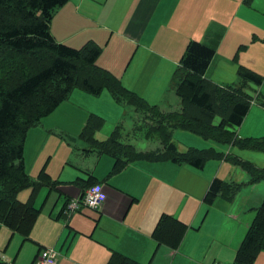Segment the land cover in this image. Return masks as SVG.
I'll use <instances>...</instances> for the list:
<instances>
[{
    "label": "crops",
    "instance_id": "0c3cea01",
    "mask_svg": "<svg viewBox=\"0 0 264 264\" xmlns=\"http://www.w3.org/2000/svg\"><path fill=\"white\" fill-rule=\"evenodd\" d=\"M195 3H200L203 7L209 6V14H198L188 19L184 16L183 24L178 27L170 18L159 27V31L163 29L176 34L180 43L177 50L169 48L160 52L169 61L176 62L180 59L182 46L187 40L200 41L203 36L208 41L206 44L214 47L215 57L220 50L239 47L242 42L251 40L253 35L259 39L264 34V31L262 33L239 29V20L256 17L261 20L254 3H246L245 0H68L55 11L50 31L57 41L72 47H81L85 42L93 41L101 47L100 55L117 52L118 57L122 58L118 74L111 71L112 67L106 68L101 63L97 64L110 69L126 88L140 96L142 94L129 88L127 83L132 78L130 68H137L134 49H151L150 46L157 43L158 38L151 36L152 28L147 30V27L155 22V14H176L181 7ZM209 3L215 4L212 11ZM164 16L169 18V15ZM261 21L264 26V14ZM232 34H235V40L232 39ZM165 65L170 66L167 63ZM74 91L75 99H71ZM257 91L259 92L258 89ZM91 95L74 89L70 94L71 98L69 96L27 133L24 161L29 175L36 177L45 168L53 179L62 181L54 189L42 187L39 190L35 205L41 209L30 233L29 242L34 243L37 250L53 248L57 254L56 264H106L112 251L142 264H231L253 219L246 220L238 211L253 201L254 217L255 209L263 197L260 193L258 196L255 194L254 200V196L245 195L248 189H241L233 202L218 196L211 205L204 203L203 197L210 181L215 177L221 180L227 178L220 176L226 160H221L219 165L218 162L207 161L202 168L186 163L177 164L170 160H137L109 175L114 163L113 157L108 154L87 155L85 161L88 165L83 170L85 176L81 178L87 180L90 174L92 183H100L106 195L105 200L97 209L81 207L70 216L64 214V203L81 195L86 185L71 183L75 180L76 173L67 168V155L54 159L50 164L56 140L53 132H62L72 143L75 140L82 141L77 135L89 113L112 120L120 114L119 108L111 102L110 99L113 98L108 90H103L96 96ZM104 100L108 109L95 106ZM152 102L158 105L157 101ZM257 105L254 113L260 114L254 120V128L244 130L249 122L247 120L245 124L244 119L253 110L250 105L241 125L236 129L238 136L264 137V107ZM168 107L173 110L179 109L180 105L178 103L175 107ZM73 122L76 127L71 130L68 125ZM105 124L96 132L100 138H104L105 132L109 130ZM173 131L172 136H175L182 130ZM208 143L210 148L216 147ZM181 144L182 147H193L191 144ZM229 145L230 148L224 147L228 153L232 152L257 165H264V153L241 150ZM177 148L180 149L179 145ZM59 170L62 177H56ZM245 177L243 172L234 170L229 180ZM24 191L17 195L21 201L30 194V189L26 188ZM162 213L171 214L188 225L177 245L158 244L152 237V231ZM1 226L0 224V228ZM14 235L12 232V237ZM34 252L35 248L32 249V254ZM253 264H264V250L257 254Z\"/></svg>",
    "mask_w": 264,
    "mask_h": 264
},
{
    "label": "trees",
    "instance_id": "16d2710c",
    "mask_svg": "<svg viewBox=\"0 0 264 264\" xmlns=\"http://www.w3.org/2000/svg\"><path fill=\"white\" fill-rule=\"evenodd\" d=\"M67 1L0 0L1 225L20 234L23 240H28L41 209L35 205L36 194L41 187L50 190L62 183L53 179L45 168L36 177H31L24 161V145L29 129L67 100L74 89L95 96L108 90L116 102L139 109L146 116L143 123H150V127L158 132L160 146L150 150H137L134 145L121 141L118 125L105 140L100 141L95 134L104 125V118L89 113L78 136L88 144L89 150L114 158L109 175L137 160H170L202 168L210 158L225 157L247 172L252 181L264 179V165H257L236 154H223L214 148L188 147L180 152L171 139L175 128L183 129L241 150L264 153V137H241L236 133L250 105L255 101L246 84L260 86L263 76L239 65L237 73L240 84L212 81L207 78L206 71L214 56V47L191 39L174 73L178 80L175 92L180 99V109L161 112L157 105L146 104V100L126 88L119 77L97 64L101 52L97 43L87 41L81 47H72L52 36L50 23L53 15ZM258 104L264 107V99H259ZM136 127L142 128L143 124ZM88 176L87 180L76 179L71 183L90 185L91 176ZM239 186V183L215 177L210 181L203 201L211 205L221 196L230 202L236 196ZM25 188H30L31 194L27 201H21L17 195ZM187 229L188 225L183 221L171 214L162 213L152 231V237L158 244L177 245ZM261 250H264V198L255 209V215L231 264H253ZM0 264L15 263L0 260ZM106 264L142 263L112 251Z\"/></svg>",
    "mask_w": 264,
    "mask_h": 264
},
{
    "label": "rangeland",
    "instance_id": "374dc122",
    "mask_svg": "<svg viewBox=\"0 0 264 264\" xmlns=\"http://www.w3.org/2000/svg\"><path fill=\"white\" fill-rule=\"evenodd\" d=\"M254 3L255 9L259 12L261 20H263L264 14V0H248L247 3ZM210 9L212 11L214 3H209ZM159 11V10H158ZM198 14H209V6L203 7L200 3L189 4L186 6L181 7L176 14H155V22L147 27V30L152 28L151 36L157 37V43L150 46L149 48L144 47H136L134 50L136 52L135 62L137 63V68L130 65L129 73L132 78L128 81L127 86L129 88L134 89L135 91L139 92L140 95L144 100H146V104H151L152 106L156 105L155 102L157 101L158 105L157 108L159 111L167 112L169 110L168 106H177L178 103L180 105V99L177 97L175 92V86L177 83V77L174 76L175 70L178 66L179 59L176 62L172 60H167L164 54L160 53L165 51L166 49L173 48L175 50L179 49L180 43L176 34H172L169 32L164 31L161 29L159 31V27L162 26L164 23H167V20L170 18L173 19L176 26H180L183 24V17L185 16L187 19L194 17ZM169 15V18H166ZM259 18L255 19H243L239 20V29H250L256 32L264 31V26L261 24L263 23ZM203 36L200 38V42L208 43L207 40H203ZM232 39L235 40V34H232ZM198 40V39H196ZM189 40H187L188 42ZM233 41V40H232ZM153 42V41H151ZM187 43L182 46L180 57L183 53L184 47ZM106 52V51H104ZM132 55V52H131ZM97 58V63H101L104 67H112L115 74H118L119 67L122 64V58L118 57L117 52L109 53L105 55H100ZM169 64L167 66L165 64ZM127 62L125 63V65ZM239 65H246V67L258 72L261 76H263V83L261 86L257 87L254 84H246V88L252 94V97L255 101L252 102L251 107L253 110L249 112L247 117L244 119V123L249 120L247 126L244 130H252L254 128V120L259 116V112H255V108L258 107L259 99H264V34H261L260 38L257 39L254 35L252 36L251 40L242 42L239 44V47L236 48H228L225 50H220L215 57H213L210 66L207 70L208 78H211L212 81L223 83V84H240V77L237 73V68ZM107 68V67H106ZM110 70V69H109ZM259 90V92L257 91ZM80 90V89H77ZM260 93V94H259ZM74 94V95H73ZM71 96H74L71 99H75V91ZM138 94V93H137ZM92 96V95H91ZM95 98V97H91ZM110 98V97H109ZM178 98V99H177ZM70 101L72 102V100ZM111 102L117 106L120 110L119 116L112 120L109 117L102 116L104 120V124L106 121L105 126L109 128L106 131V136L104 138L98 137L97 133L95 137L98 140H105L110 133L115 129L118 125V130L121 132V141L125 143H130L136 147L137 150H150L156 149L160 146V138L157 135V131L150 127V123H143L144 114L139 111V109L127 104V103H118L113 101ZM74 104V103H73ZM75 105V104H74ZM77 106V105H75ZM97 108H107L106 101H99L95 104ZM78 107V106H77ZM96 109V108H93ZM180 109V108H179ZM86 114H88L86 112ZM88 116V115H87ZM87 118V117H86ZM151 121V120H150ZM149 121V122H150ZM147 122V120H146ZM243 123V124H244ZM85 124V123H84ZM83 124V125H84ZM138 124H143L142 128L136 129ZM246 124V123H245ZM192 125V124H191ZM71 130L76 127L74 122L68 125ZM103 127V126H102ZM175 128V127H174ZM176 129V128H175ZM174 129V130H175ZM72 134H74L73 131ZM185 132V133H181ZM78 134V133H76ZM174 134V131L171 135ZM53 135L56 137V140L53 145V152L51 156V162L56 158H61L62 155H67V168L72 169L76 175L74 179H83L84 177L83 170H85L88 165V162L85 161L87 155H99L93 149L89 150V146L87 143L79 140H75L73 143L66 139L62 132L54 131ZM201 138V139H200ZM172 141L175 145H179L178 149L180 152H184L188 147H182V144L192 145L194 148L198 149H210L211 144L216 145V150L225 153H228V150L224 149V147L230 148L228 143L220 142L214 139H205L208 142L203 141L201 136L191 133L189 131L183 130L180 131L178 134L176 133L175 136H171ZM84 150H81L83 149ZM232 153V152H231ZM221 160H226L224 162V166L220 170L221 177L224 178L226 182H234L239 183V189L236 192V196L240 193L241 189H248L245 192L247 197L254 196L255 194L264 198V179H260L258 181H252L250 175L245 172L239 165L231 163L230 160L226 159L225 157L222 158H210L207 161L211 163L218 162V165ZM206 161V162H207ZM205 162V163H206ZM131 163V162H129ZM128 164V163H127ZM218 165L216 171H218ZM209 168V167H208ZM210 169V168H209ZM236 172H243L245 174L244 179L239 180H229L230 176L233 171ZM57 176H60L61 170H59ZM110 172V171H109ZM62 177V176H60ZM236 176L234 175V179ZM42 188V187H41ZM40 188V189H41ZM255 188V191H254ZM30 189V188H28ZM39 189V190H40ZM25 189H21L19 192H25ZM18 192V193H19ZM39 192V191H38ZM31 194V189H30ZM29 194V196H30ZM38 193L36 194L37 197ZM28 197H24L22 201H27ZM232 199L231 202L234 201L235 197ZM21 200L20 198H18ZM256 196H254V200ZM36 200V199H35ZM39 205V204H37ZM253 201L250 202L245 208H241L238 213L241 216H245V219H252L253 218ZM65 220V218H62ZM242 229V228H241ZM5 230V233H3ZM240 244V243H239ZM239 246V245H238ZM35 248V252L32 254V249ZM37 246L34 243L29 242V240H23L22 236L18 233H15L14 237H12V232L5 226H1L0 228V260L15 264H31L34 255L36 254ZM263 251V250H261Z\"/></svg>",
    "mask_w": 264,
    "mask_h": 264
},
{
    "label": "built area",
    "instance_id": "2783aa9c",
    "mask_svg": "<svg viewBox=\"0 0 264 264\" xmlns=\"http://www.w3.org/2000/svg\"><path fill=\"white\" fill-rule=\"evenodd\" d=\"M105 199V193L98 183L88 185L81 196L71 199L64 208V213L78 210L82 206L97 208ZM56 251L53 248H43L40 250L33 264H56ZM213 264H221L215 262Z\"/></svg>",
    "mask_w": 264,
    "mask_h": 264
}]
</instances>
